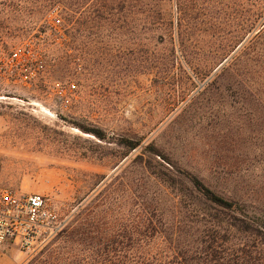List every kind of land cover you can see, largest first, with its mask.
Instances as JSON below:
<instances>
[{
  "label": "rangeland",
  "instance_id": "374dc122",
  "mask_svg": "<svg viewBox=\"0 0 264 264\" xmlns=\"http://www.w3.org/2000/svg\"><path fill=\"white\" fill-rule=\"evenodd\" d=\"M165 3L161 24L158 0H0L1 180L67 221L33 258L0 253L184 264L191 176L264 212V68L241 55L264 31V0ZM25 42L41 61L30 85L6 68ZM57 83L76 86L66 107Z\"/></svg>",
  "mask_w": 264,
  "mask_h": 264
},
{
  "label": "trees",
  "instance_id": "16d2710c",
  "mask_svg": "<svg viewBox=\"0 0 264 264\" xmlns=\"http://www.w3.org/2000/svg\"><path fill=\"white\" fill-rule=\"evenodd\" d=\"M158 2L159 20L164 24L167 5L165 0ZM253 40L241 55H247L249 49L255 66L264 68V31H258ZM126 146L132 151L139 144L127 141ZM150 154L163 159L154 149H150ZM186 183L193 196L192 202L185 205L188 212L185 219L190 223L186 233L191 241L188 250L179 255L181 263L264 264V212L257 215L245 212L237 203L212 193L194 176L186 177ZM146 221L144 234L152 227V221ZM144 264L162 263L146 260Z\"/></svg>",
  "mask_w": 264,
  "mask_h": 264
},
{
  "label": "built area",
  "instance_id": "2783aa9c",
  "mask_svg": "<svg viewBox=\"0 0 264 264\" xmlns=\"http://www.w3.org/2000/svg\"><path fill=\"white\" fill-rule=\"evenodd\" d=\"M53 29L60 26V19L50 15ZM29 43H23L8 58L7 70L24 84L37 81L41 61ZM55 94L66 107L68 97L76 90L74 84L54 85ZM67 221L49 204L46 196L22 193L6 187L0 176V248L23 253L26 259L48 247L64 231Z\"/></svg>",
  "mask_w": 264,
  "mask_h": 264
},
{
  "label": "crops",
  "instance_id": "0c3cea01",
  "mask_svg": "<svg viewBox=\"0 0 264 264\" xmlns=\"http://www.w3.org/2000/svg\"><path fill=\"white\" fill-rule=\"evenodd\" d=\"M23 260L18 254L9 251V253H0V264H23Z\"/></svg>",
  "mask_w": 264,
  "mask_h": 264
}]
</instances>
